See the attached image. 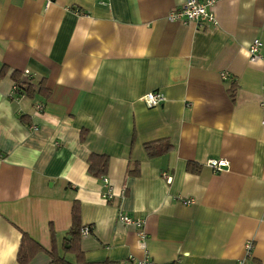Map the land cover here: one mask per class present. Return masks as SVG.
Returning a JSON list of instances; mask_svg holds the SVG:
<instances>
[{"label": "crops", "instance_id": "obj_1", "mask_svg": "<svg viewBox=\"0 0 264 264\" xmlns=\"http://www.w3.org/2000/svg\"><path fill=\"white\" fill-rule=\"evenodd\" d=\"M185 1L0 0V264H18L23 233L76 264L75 201L91 227L78 264H264V0H219L215 25L170 22ZM14 71L49 98L11 99ZM150 92L161 106H144ZM163 139L172 150L149 160L143 145ZM91 155L108 157L111 200ZM120 213L143 221L145 249ZM45 251L26 264H51Z\"/></svg>", "mask_w": 264, "mask_h": 264}, {"label": "trees", "instance_id": "obj_2", "mask_svg": "<svg viewBox=\"0 0 264 264\" xmlns=\"http://www.w3.org/2000/svg\"><path fill=\"white\" fill-rule=\"evenodd\" d=\"M7 71L2 70L0 72V79H3L6 75ZM10 80L12 82V88L14 89L11 99H20L27 98L31 101H46L50 92L45 87L44 80H41L37 83H34V80L29 77H25L23 73L14 71L10 75ZM235 83L231 82L228 86V96L232 102L235 101ZM40 104V103H38ZM37 105V104H35ZM86 133L83 131L81 133L80 142L84 141ZM172 150V145L170 144L168 139H163L155 142L146 143L143 145V151L146 157L149 160L159 158ZM108 170V157L107 156H99V155H91L87 160V174L92 176L95 179L101 180L107 173ZM201 167L194 163H188L186 165V172L191 175H198L200 173ZM134 178L139 176V167L136 165L133 170L129 172ZM84 228H89L91 232L90 226H81L80 222V212H79V204L78 202H74L71 209V226L67 231L68 240L67 243H70L72 251L75 252L78 264L80 262L79 257L81 254L78 249V241L81 236V231ZM38 251H45L40 246H38L31 238H29L26 234H22L21 241L17 254V263L18 264H26L30 257L36 254ZM71 251V252H72ZM46 252V251H45ZM50 257L51 264H70L64 260V258L59 257L57 253L52 250L50 252H46ZM169 264H179L178 262H171Z\"/></svg>", "mask_w": 264, "mask_h": 264}, {"label": "built area", "instance_id": "obj_3", "mask_svg": "<svg viewBox=\"0 0 264 264\" xmlns=\"http://www.w3.org/2000/svg\"><path fill=\"white\" fill-rule=\"evenodd\" d=\"M45 2L46 7L50 5L53 0H43ZM219 0H187L181 6L174 9L172 12L169 13L167 19L170 22H180V23H190L194 22L196 24H209L215 25L214 16L212 13V8L216 5ZM262 48V44L258 39L252 41L251 45L249 46V58L251 62H257L260 60V50ZM25 77H28L27 73H24ZM226 77V76H224ZM14 89L12 88L10 93V98L12 97ZM165 101L164 96L159 92H150L143 96L142 102L144 106L148 109L159 107ZM37 111L42 110V105L35 106ZM264 124V120L261 122ZM211 170L214 172H221L228 166V163L224 160L219 159H210L207 161L206 164ZM105 191L102 192V198L105 201L112 199V191L109 186V183L106 178L102 179ZM120 196H124V192L120 193ZM186 205L193 204L192 200L183 201ZM118 221L122 224L127 226H133L137 230L138 242L139 246L142 249H145V241H146V232L143 227V221L138 218L130 217L126 214H118L117 216ZM90 233L89 228H84L81 231V235L85 236ZM252 249L251 242H247L245 244V250L247 254L250 253ZM119 264V263H117ZM120 264H133L131 263H120ZM137 264H154L150 260H143Z\"/></svg>", "mask_w": 264, "mask_h": 264}, {"label": "rangeland", "instance_id": "obj_4", "mask_svg": "<svg viewBox=\"0 0 264 264\" xmlns=\"http://www.w3.org/2000/svg\"><path fill=\"white\" fill-rule=\"evenodd\" d=\"M67 257L71 258V256H70V255H68Z\"/></svg>", "mask_w": 264, "mask_h": 264}]
</instances>
